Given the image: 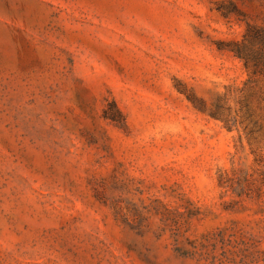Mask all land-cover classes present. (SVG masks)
I'll return each instance as SVG.
<instances>
[{
	"label": "rangeland",
	"instance_id": "374dc122",
	"mask_svg": "<svg viewBox=\"0 0 264 264\" xmlns=\"http://www.w3.org/2000/svg\"><path fill=\"white\" fill-rule=\"evenodd\" d=\"M0 264H264V0H0Z\"/></svg>",
	"mask_w": 264,
	"mask_h": 264
},
{
	"label": "trees",
	"instance_id": "16d2710c",
	"mask_svg": "<svg viewBox=\"0 0 264 264\" xmlns=\"http://www.w3.org/2000/svg\"><path fill=\"white\" fill-rule=\"evenodd\" d=\"M116 112L118 113V116H119L120 118H122L121 111H120L118 108H116Z\"/></svg>",
	"mask_w": 264,
	"mask_h": 264
}]
</instances>
